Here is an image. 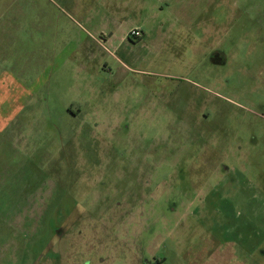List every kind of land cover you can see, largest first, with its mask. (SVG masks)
I'll use <instances>...</instances> for the list:
<instances>
[{
	"label": "rangeland",
	"instance_id": "1",
	"mask_svg": "<svg viewBox=\"0 0 264 264\" xmlns=\"http://www.w3.org/2000/svg\"><path fill=\"white\" fill-rule=\"evenodd\" d=\"M0 264H264V0H0Z\"/></svg>",
	"mask_w": 264,
	"mask_h": 264
},
{
	"label": "flooded vegetation",
	"instance_id": "2",
	"mask_svg": "<svg viewBox=\"0 0 264 264\" xmlns=\"http://www.w3.org/2000/svg\"><path fill=\"white\" fill-rule=\"evenodd\" d=\"M220 39V38H219ZM218 39V40H219ZM214 41H215V39H214ZM222 42V40L220 39L219 41H217L216 43H221ZM206 56H208L207 58H209V60L211 61V62H214V59H215V57H217V56H220V55H223V52L220 50V47H214L213 48V50H210V51H207V52H205L204 53ZM54 230H55V232L58 230L57 228H54ZM68 230V228L65 230V231H67ZM64 231V232H65ZM49 254H53L52 253V249H51V246L49 247ZM45 258H49V256L47 257H45Z\"/></svg>",
	"mask_w": 264,
	"mask_h": 264
},
{
	"label": "built area",
	"instance_id": "3",
	"mask_svg": "<svg viewBox=\"0 0 264 264\" xmlns=\"http://www.w3.org/2000/svg\"><path fill=\"white\" fill-rule=\"evenodd\" d=\"M130 34H131L132 36H140V31L137 30V29H132V30L130 31Z\"/></svg>",
	"mask_w": 264,
	"mask_h": 264
},
{
	"label": "trees",
	"instance_id": "4",
	"mask_svg": "<svg viewBox=\"0 0 264 264\" xmlns=\"http://www.w3.org/2000/svg\"><path fill=\"white\" fill-rule=\"evenodd\" d=\"M133 37H136V38H138V39H139V37H140V36H133Z\"/></svg>",
	"mask_w": 264,
	"mask_h": 264
}]
</instances>
